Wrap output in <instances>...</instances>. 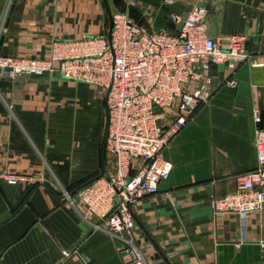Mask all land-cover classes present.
<instances>
[{
    "label": "crops",
    "instance_id": "obj_1",
    "mask_svg": "<svg viewBox=\"0 0 264 264\" xmlns=\"http://www.w3.org/2000/svg\"><path fill=\"white\" fill-rule=\"evenodd\" d=\"M195 5L209 11L207 30L216 42L246 36L251 59L233 76L223 67L211 102L171 138L162 157L173 170L157 195L135 206L134 242L147 264H264V207L245 218L216 216L212 207L257 167L264 0H18L0 56L45 58L53 40L107 36L116 12L150 31L176 34L180 25L171 16L184 17ZM232 77L236 86H226ZM106 123V98L95 86L56 74L0 76V264H135L117 239L83 219L80 201L63 195L114 172ZM7 174L31 181L11 185Z\"/></svg>",
    "mask_w": 264,
    "mask_h": 264
},
{
    "label": "built area",
    "instance_id": "obj_2",
    "mask_svg": "<svg viewBox=\"0 0 264 264\" xmlns=\"http://www.w3.org/2000/svg\"><path fill=\"white\" fill-rule=\"evenodd\" d=\"M164 3L172 5L175 0ZM208 17L206 8L195 5L181 30L171 34L150 31L128 13L116 12L107 36L53 40L45 58L0 56L1 73L7 72L14 80L56 74L103 92L107 107L105 147L115 159L114 174H105L74 194L64 191L63 195L72 204L80 201L86 208L81 212L83 219L117 239L135 264H147L134 242L135 206L145 197L157 195L173 170V164L163 159V151L197 111L211 102L215 94L212 65L218 72L225 67L233 76L251 59L246 36L235 34L216 42L208 34ZM183 18L173 14L171 21L179 26ZM225 84L235 87L237 82L232 77ZM253 119L261 123L258 110ZM254 146L256 169L238 177L234 193L213 199L214 215L245 218L262 211L264 129L260 127ZM3 178L11 185L31 181L24 175ZM90 217L100 226L92 224Z\"/></svg>",
    "mask_w": 264,
    "mask_h": 264
},
{
    "label": "water",
    "instance_id": "obj_3",
    "mask_svg": "<svg viewBox=\"0 0 264 264\" xmlns=\"http://www.w3.org/2000/svg\"><path fill=\"white\" fill-rule=\"evenodd\" d=\"M17 1H18V0H14V1H13V5H12V7H11V9H10L9 17H8V19H7L6 26L9 25V22H10V20H11V16H12V14H13V11H14V8H15V4L17 3ZM186 19H187V15L184 16V18H183V23L180 24V30H181V28L183 27V25H184V21H185ZM110 29H111V28H110ZM0 75H1L2 77H7V76H9L7 72L1 73V71H0ZM212 75L214 76L213 83H217V78H218L219 72H218V67H217L216 65H212ZM104 175H105V174L103 173V174H101L100 176H98V177H96V178L90 180V181H89L88 183H86L85 185H83V186L79 187L78 189H76L75 191H73L72 194H74V193H75L76 191H78L80 188H82V187H84V186H86V185L91 184V183L94 182L96 179H98V178H100V177H102V176H104Z\"/></svg>",
    "mask_w": 264,
    "mask_h": 264
},
{
    "label": "rangeland",
    "instance_id": "obj_4",
    "mask_svg": "<svg viewBox=\"0 0 264 264\" xmlns=\"http://www.w3.org/2000/svg\"><path fill=\"white\" fill-rule=\"evenodd\" d=\"M13 1L14 0H0V40L2 35L6 33V23ZM112 174H114V172Z\"/></svg>",
    "mask_w": 264,
    "mask_h": 264
},
{
    "label": "trees",
    "instance_id": "obj_5",
    "mask_svg": "<svg viewBox=\"0 0 264 264\" xmlns=\"http://www.w3.org/2000/svg\"><path fill=\"white\" fill-rule=\"evenodd\" d=\"M89 182V181H88ZM88 182H85V183H83L82 185H80L79 187H81V186H83V185H85L86 183H88ZM78 188V187H77ZM73 191V190H72ZM72 191H70V192H72Z\"/></svg>",
    "mask_w": 264,
    "mask_h": 264
}]
</instances>
